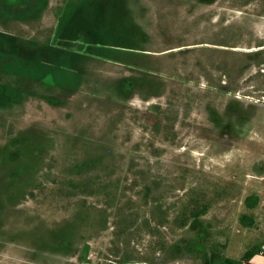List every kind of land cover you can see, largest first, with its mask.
Wrapping results in <instances>:
<instances>
[{
	"label": "rangeland",
	"instance_id": "1",
	"mask_svg": "<svg viewBox=\"0 0 264 264\" xmlns=\"http://www.w3.org/2000/svg\"><path fill=\"white\" fill-rule=\"evenodd\" d=\"M263 246L264 0H0V264Z\"/></svg>",
	"mask_w": 264,
	"mask_h": 264
},
{
	"label": "trees",
	"instance_id": "2",
	"mask_svg": "<svg viewBox=\"0 0 264 264\" xmlns=\"http://www.w3.org/2000/svg\"><path fill=\"white\" fill-rule=\"evenodd\" d=\"M263 251L262 248H255L253 250L248 251L245 255L243 260L241 261V264L248 263L255 255L261 253ZM230 263H233L229 261Z\"/></svg>",
	"mask_w": 264,
	"mask_h": 264
},
{
	"label": "crops",
	"instance_id": "3",
	"mask_svg": "<svg viewBox=\"0 0 264 264\" xmlns=\"http://www.w3.org/2000/svg\"><path fill=\"white\" fill-rule=\"evenodd\" d=\"M263 251L255 255L248 263L244 264H264V246L262 247Z\"/></svg>",
	"mask_w": 264,
	"mask_h": 264
}]
</instances>
